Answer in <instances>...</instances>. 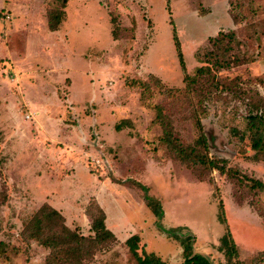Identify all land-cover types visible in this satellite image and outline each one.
<instances>
[{
	"label": "rangeland",
	"instance_id": "1",
	"mask_svg": "<svg viewBox=\"0 0 264 264\" xmlns=\"http://www.w3.org/2000/svg\"><path fill=\"white\" fill-rule=\"evenodd\" d=\"M60 8L0 0V264H131L124 239L134 232L138 253L181 264L179 243L157 229L138 184L159 201L160 223L194 235V250L213 264H228L218 250L226 228L239 260L264 251L247 213L264 215L263 141L252 147L264 130V0H67L50 31L47 11ZM228 32L238 40L231 49ZM157 116L188 163L163 141ZM40 156L56 179L44 197L28 173ZM91 196L118 240L92 242L87 213L98 218L100 205ZM44 200L83 240L57 252L31 237ZM53 220L41 236L60 234Z\"/></svg>",
	"mask_w": 264,
	"mask_h": 264
},
{
	"label": "trees",
	"instance_id": "2",
	"mask_svg": "<svg viewBox=\"0 0 264 264\" xmlns=\"http://www.w3.org/2000/svg\"><path fill=\"white\" fill-rule=\"evenodd\" d=\"M66 1L67 0H61L60 9H54V10L50 9L47 11V25L50 31H56L58 29V26L60 25V22L63 19ZM221 38L227 39V45L230 46V49H231L232 43L234 42L238 43V40L235 37V34L232 32L222 33ZM213 39L214 38H212V40ZM216 40L217 39H214L213 41H216ZM208 69L209 68H204L203 71H205L206 73H210L208 72ZM157 117H158L159 123L161 124V127L162 126L164 127L163 137H162L163 141L168 145L169 149L177 155V158L180 161L188 163L189 155L186 152V149H184L180 145L177 139L172 138V135L168 129L167 124L159 116ZM260 134L261 136H259L253 142L252 147L254 149H258L262 141H263V144L260 147L264 146V130L260 131ZM192 150L193 149L190 148V152ZM199 162L202 164L206 163L210 165L211 168L218 170L219 173L221 174L225 173L226 171L224 167L216 164L212 160H209L208 162H206V160L199 159ZM257 184H259V188H264V184H262L260 181ZM138 185L140 189L143 191L142 198L145 202V205L150 209L152 214L157 219L156 221L157 229L165 233L166 237L172 238L179 243L181 247V255H182L181 264H213L212 260L207 255L194 250L193 248L194 235L190 234L188 231L183 232L182 227L165 228L160 223V220L163 216V210H162V207L159 201L147 194L146 187H144L141 184H138ZM252 190L254 189L252 188ZM256 190H259V189L257 188ZM240 201L241 199L238 200L237 203H239ZM97 210L99 214L98 218H93L92 214L87 213L89 214L88 216L91 218L90 230L94 232V237L92 238V242L95 245L107 239L115 240L114 234L106 227L105 213L103 209L100 206H97ZM32 218L34 220L35 232L34 234H31V237L35 238L39 242V244L42 245L43 247H48L51 249L57 248L58 249L57 252H58L64 246L63 244L68 243L69 240H75L76 242L83 240V238H79L73 231L69 230L63 224L62 214L47 203H42L41 207L34 213ZM53 218L55 220L57 219L62 222L61 223L62 230L60 231V234L58 235L53 234L52 236L48 238L41 236L46 227L47 229H50L51 227L55 225ZM217 219L220 223H225L222 202L220 201L218 203ZM139 237L140 236L138 234H132L124 241L125 245L128 248V252L130 253L132 257L131 264H168V262L163 260L160 256H158L154 252L142 250L141 253H138V243L140 241ZM219 242L220 244L218 246V250L224 254L225 259L228 264H264V251L258 252L257 254L250 256L249 259L246 261L239 260L236 244L233 241L231 237V233L228 228H226L225 233L220 237Z\"/></svg>",
	"mask_w": 264,
	"mask_h": 264
},
{
	"label": "crops",
	"instance_id": "3",
	"mask_svg": "<svg viewBox=\"0 0 264 264\" xmlns=\"http://www.w3.org/2000/svg\"><path fill=\"white\" fill-rule=\"evenodd\" d=\"M264 46V45H263ZM81 159H83V157H81ZM46 160H47V158H44V157H41L40 156V158H39V160L36 162V164L35 165H42L41 167H36V168H32V170L34 169H37V168H39L40 169V171H41V173H36V172H33L31 169H29L28 170V173H33L36 177H38V179H37V183H40V188H38V187H35V188H33L34 190H37L38 189V192L40 193V195L42 196V197H44L43 196V192L42 191H46V190H51L52 189V185H54L55 183H56V179H54V178H51V176L50 175H52V176H54L53 175V173L52 172H46V171H44V170H42V169H44L43 167H46V165H47V162H46ZM18 161V160H17ZM17 161H15V162H17ZM27 161V159H25L24 160V162L23 163H21V164H24L25 162ZM21 161H19L18 163H20ZM32 171V172H31ZM260 177H258V179H259V181L262 183V184H264V173L263 174H260L259 175ZM55 177H57V176H55ZM58 178V177H57ZM37 183H36V185H37ZM264 194V193H263ZM263 197V196H262ZM262 197H261V199H262ZM90 200H93V201H95L98 205H100V207H102V205H101V203H100V201L98 200V198L96 197V196H91V198H90ZM240 200V199H239ZM263 201H264V199H263ZM42 203H47V204H49L51 207H53V208H55V209H59L57 206H56V204L55 203H52V202H50V201H47V200H44L43 202H41L40 204H42ZM264 204V203H263ZM251 205H256V203L254 202L253 204H251ZM236 206H238V207H240L241 209H243L244 211H245V207L247 206V205H245L244 203H243V201L241 200L239 203H236ZM247 207H249V212H247L248 214L250 213V214H253V216H254V221H256L255 222V224L256 225H254V230H256L255 231V236L257 237V239H262V240H264V228H263V220H264V215H261L260 213H258V210L256 209V208H254V207H252V206H247ZM102 209H103V211H104V213H105V224H106V227L114 234V236H115V238L118 240V237H117V235H116V233H115V231L110 227V225H111V223H110V220H109V217H108V215H107V212L105 211V209L102 207ZM242 211V210H241ZM245 213H246V211H245ZM127 221L126 220V215L125 216H123V223H125V222ZM129 223H131V225H129L131 228H133V226H132V224H134L133 222H129ZM126 224V223H125ZM136 225V224H135ZM256 226V227H255ZM123 230H126V228L125 227H123L122 228ZM135 233V232H134ZM134 233H131L130 235H132V234H134ZM139 236H141L138 232H136ZM129 235V236H130ZM128 236V237H129ZM128 237H126L124 240H126ZM236 238V237H235ZM120 239V238H119ZM237 239V238H236ZM262 240H260L261 242H262ZM237 241V240H236ZM252 256V255H251Z\"/></svg>",
	"mask_w": 264,
	"mask_h": 264
},
{
	"label": "built area",
	"instance_id": "4",
	"mask_svg": "<svg viewBox=\"0 0 264 264\" xmlns=\"http://www.w3.org/2000/svg\"><path fill=\"white\" fill-rule=\"evenodd\" d=\"M262 49H263V51H264V46H263V48H262Z\"/></svg>",
	"mask_w": 264,
	"mask_h": 264
}]
</instances>
